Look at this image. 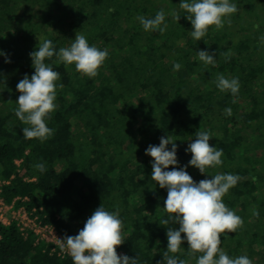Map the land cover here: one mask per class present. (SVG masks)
I'll use <instances>...</instances> for the list:
<instances>
[{
	"label": "trees",
	"instance_id": "1",
	"mask_svg": "<svg viewBox=\"0 0 264 264\" xmlns=\"http://www.w3.org/2000/svg\"><path fill=\"white\" fill-rule=\"evenodd\" d=\"M230 2L237 12L196 41L180 0H0V51L11 61L0 56L5 204L24 207L62 237L77 235L100 205L118 210L124 243L117 254L136 257L137 264H166V231L179 225L163 223L170 215L163 207L167 190L150 179L145 149L168 136L183 167L191 159L188 143L207 131L210 146L223 151L222 165L207 168L209 176L192 166L186 171L194 182L225 173L240 177L222 199L243 223L221 234L220 247L229 257L264 264V0ZM160 10L165 31H145L137 17L153 18ZM81 34L90 46L107 49V58L91 78L56 56L46 60L60 74L56 109L47 120L54 134L43 142L25 139L27 125L15 116L16 85L34 72L29 53L43 39L58 51ZM200 50L216 53L215 66L199 61ZM220 74L238 78L236 95L217 89ZM39 163L45 172L35 168ZM53 248L14 220L0 222V264H73L71 257L51 255ZM169 255L196 264L200 253L185 241Z\"/></svg>",
	"mask_w": 264,
	"mask_h": 264
},
{
	"label": "clouds",
	"instance_id": "2",
	"mask_svg": "<svg viewBox=\"0 0 264 264\" xmlns=\"http://www.w3.org/2000/svg\"><path fill=\"white\" fill-rule=\"evenodd\" d=\"M179 6L187 12L185 18L191 23V36L196 41L206 35L210 26L222 28L224 18L237 12L236 4L230 0H180ZM173 15L178 21L180 16ZM137 19L145 31L162 33L167 27L163 10L153 18L140 16ZM0 56L5 57V63L11 62L3 51H0ZM53 56L66 66L74 64L77 72L91 78L98 74L108 51L90 46L82 34L75 35L69 47H61L58 51L50 39L39 42L37 49L29 53L33 74L30 77L25 74L16 85L20 95L16 101L15 116L27 125L21 129L25 139L35 138L43 142L54 134V130L47 126V120L56 109V82L60 74L45 62ZM197 56L204 65L215 66L217 62L214 51L200 50ZM180 68L179 63L173 65L174 70ZM215 85L219 91H229L232 95L239 91L238 78L229 79L223 74L217 76ZM225 113L231 115V109H225ZM211 138L207 131L196 133L195 139L185 149L186 154L191 153V159L183 167H178L177 144L168 136L160 137L158 145H149L145 149V155L152 158L150 179L159 188L167 190L163 207L170 215L163 223L171 221L179 225L166 231L167 251L163 257L166 264H185L184 260L169 255L179 252L185 241L193 254L200 253L196 257V264H252L247 256L232 258L220 247L221 234L225 231L235 232L243 223L241 217L230 210L222 199L230 188L236 186L240 177L225 173L194 182L186 171L187 167L192 166L209 176L206 174L207 168L222 165L223 151L210 146ZM168 145H171L170 149ZM169 166H172L170 171L167 170ZM35 168L41 173L46 171L43 163L36 164ZM122 227L119 211L109 212L100 205L77 235L59 238L61 250L67 251L73 264H137L136 257L130 258L116 252V247L124 243Z\"/></svg>",
	"mask_w": 264,
	"mask_h": 264
},
{
	"label": "built area",
	"instance_id": "3",
	"mask_svg": "<svg viewBox=\"0 0 264 264\" xmlns=\"http://www.w3.org/2000/svg\"><path fill=\"white\" fill-rule=\"evenodd\" d=\"M1 182H0V195H1ZM14 204V203H13ZM13 204L6 205L4 200L0 196V222L4 225H9L11 221H16L20 226V230L24 234L29 232L33 233L37 237L38 241H45L48 243H54L57 248L50 249V254L55 255L57 258L63 259L70 257L67 251L61 250L62 235L53 227L42 226L37 223V218L33 217L24 207L14 209Z\"/></svg>",
	"mask_w": 264,
	"mask_h": 264
},
{
	"label": "rangeland",
	"instance_id": "4",
	"mask_svg": "<svg viewBox=\"0 0 264 264\" xmlns=\"http://www.w3.org/2000/svg\"><path fill=\"white\" fill-rule=\"evenodd\" d=\"M16 28H17V26H16ZM18 29H19V27H18ZM17 30V29H16ZM75 127V126H74Z\"/></svg>",
	"mask_w": 264,
	"mask_h": 264
}]
</instances>
